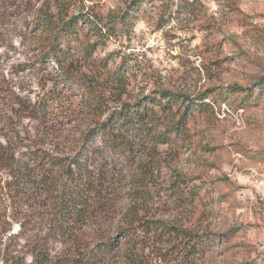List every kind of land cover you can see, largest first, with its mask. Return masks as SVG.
Masks as SVG:
<instances>
[{
  "label": "rangeland",
  "instance_id": "374dc122",
  "mask_svg": "<svg viewBox=\"0 0 264 264\" xmlns=\"http://www.w3.org/2000/svg\"><path fill=\"white\" fill-rule=\"evenodd\" d=\"M42 1L0 0V264L38 250L121 264L124 227L144 264H264V0H74L68 15L112 27L78 22L59 52L85 81L99 72L101 109L43 53ZM122 67L117 89L106 77ZM158 91L189 105L158 113L183 117L180 135L125 133L120 155L95 133L119 94L149 104ZM75 165L92 191L85 213L64 216Z\"/></svg>",
  "mask_w": 264,
  "mask_h": 264
},
{
  "label": "trees",
  "instance_id": "16d2710c",
  "mask_svg": "<svg viewBox=\"0 0 264 264\" xmlns=\"http://www.w3.org/2000/svg\"><path fill=\"white\" fill-rule=\"evenodd\" d=\"M74 0H43L36 8L35 25L41 32L42 36V51L47 57H53L63 77L73 84L86 98L87 105L92 109H101L102 103L99 101L97 94V76L99 72L89 77L86 81L79 75L73 72L71 63L64 64L59 55L62 50L61 45L68 46L73 38L78 37V22L88 24V29H95L100 26L104 29V36L111 33L112 27L103 21L104 19L97 13H85L83 10H78L76 13L68 15L67 9L70 8ZM55 7V11H53ZM120 16L119 22H123V15ZM129 11H126L128 17ZM99 29V30H100ZM106 80L117 89L126 81V68L122 67L118 70L107 74ZM121 95L117 98L118 109L114 108L110 116L101 122L95 133L102 137V140L109 145L117 154H123L128 149V143L125 139V133L140 135L143 138L154 139L158 143H166L170 140L171 134H181L186 127V121L182 118H172L168 122H164L159 112L170 110L173 105L177 104L178 109L181 107L186 110L189 105L185 103L182 95L172 94L167 91H158L155 98L159 101L155 102L150 99L147 104L143 99L132 104L129 101H121ZM186 104V105H185ZM177 109V110H178ZM180 111V110H179ZM183 114V113H182ZM66 174L75 188V195L71 200L66 202L63 209V215L73 214L79 216L85 213L87 201L85 194H90L92 184L84 180V173L79 166L67 168ZM80 204V205H79ZM142 223V222H140ZM133 230L124 227L120 230V237L124 239L125 247L122 249L119 256L121 264H144L139 252L136 249V239ZM127 244V245H126ZM103 247L98 248L100 255H106L111 251L109 243L103 244ZM81 260L65 258L60 260H51L47 254L37 251L32 255V260L28 263L15 262L11 264H81ZM83 264V263H82Z\"/></svg>",
  "mask_w": 264,
  "mask_h": 264
},
{
  "label": "built area",
  "instance_id": "2783aa9c",
  "mask_svg": "<svg viewBox=\"0 0 264 264\" xmlns=\"http://www.w3.org/2000/svg\"><path fill=\"white\" fill-rule=\"evenodd\" d=\"M261 184H262V183H260L259 185H261ZM259 185H258V186H259ZM258 188H259V187H258Z\"/></svg>",
  "mask_w": 264,
  "mask_h": 264
}]
</instances>
